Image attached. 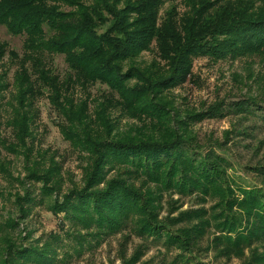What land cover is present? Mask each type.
<instances>
[{
    "label": "trees",
    "instance_id": "16d2710c",
    "mask_svg": "<svg viewBox=\"0 0 264 264\" xmlns=\"http://www.w3.org/2000/svg\"><path fill=\"white\" fill-rule=\"evenodd\" d=\"M58 2L0 0V27L23 38L21 57L8 51L17 65L7 121L16 143L6 149L26 148L36 116L34 105L46 97L64 121L60 133L89 157L82 187L53 202L50 210L62 214L73 226L93 228L104 235L131 223L141 238L176 251L175 264H198L192 253L213 226L214 233L222 234L213 235L209 242L216 256L238 258L255 245L262 248V254L253 251V258L259 256L254 264H264V189L226 185L227 163L214 153L200 155L184 137L171 131L164 104V93L191 77L196 59L235 62L264 58V0H182V13L174 0H92L88 6L70 7L73 9L58 7ZM152 46L165 70L138 65L139 56ZM6 53V46L0 43V68ZM52 57L62 59L67 71L64 79L50 66ZM4 78L6 74L0 73V95L8 89ZM94 85L105 87L108 95L97 103L91 118L88 99L75 103L71 91ZM104 103L115 104L129 118L154 122L152 129L158 137L145 135L142 127L133 135L114 134V127L104 117ZM260 105L242 101L230 110L264 124V106ZM58 171L54 165L43 174L36 170L30 174L43 182L42 193L50 195L48 185ZM112 171L117 175L108 179ZM255 173L264 181L263 167L255 168ZM129 176L149 181L160 190L197 194L202 201L228 196L215 214L183 213L180 222L184 219L189 227L172 232L157 219L155 199L129 184ZM21 200L31 203L27 197ZM228 213L235 215L228 218ZM171 222L174 226L175 220ZM3 245L0 264H51L55 258L51 244L17 249L6 238Z\"/></svg>",
    "mask_w": 264,
    "mask_h": 264
},
{
    "label": "rangeland",
    "instance_id": "374dc122",
    "mask_svg": "<svg viewBox=\"0 0 264 264\" xmlns=\"http://www.w3.org/2000/svg\"><path fill=\"white\" fill-rule=\"evenodd\" d=\"M91 3L92 0H59L56 4L58 7L73 9L70 7L88 6ZM173 5L182 13V0H174ZM168 6L164 5L161 16ZM0 43L7 50L0 73L6 74L4 82L8 86L0 95V249L4 246V239L9 238L17 249L41 248L51 244L55 254L51 264H175L176 251L166 249L150 238H141L131 223L104 235L93 228L86 230L81 226H73L62 214L50 210L53 202H60L63 195L82 187V176L89 157L60 133L64 121L46 97L34 105L36 116L30 127L31 137L26 141V148H17L13 152L6 149L7 145L14 146L16 143L7 121L15 93L12 78L17 65L8 51L21 57L23 38L13 37L0 27ZM137 60L141 67L152 64L161 70L166 68L159 60L154 46L150 51L143 52ZM50 66L60 79L66 77V67L60 57H52ZM71 93L75 103L88 99L90 117L97 103H103V97L108 95L105 87L99 85L85 90L76 87ZM164 97L166 114L170 119L169 129L184 137L188 146L200 155L214 153L222 158L228 166L225 172L226 185L230 188L238 185L264 189V181L260 179L262 177L255 173V168H264V124L258 119L230 110L233 104L242 101H254L261 104L259 107L264 106V58L235 62L196 59L191 77L183 85L169 89ZM104 107V117L114 127V134L133 135L135 129L142 127L145 135L158 137L152 129L154 122L146 118H129L115 104L109 107L104 103ZM54 165L58 167L59 175L52 178L51 185L47 184L52 191L47 195L42 193L43 182L33 179L30 173L36 170L43 174ZM115 175L117 173L112 171L107 178ZM128 182L135 188L140 187L141 193H147L146 197L151 195L155 199L160 208L157 210V219L168 224L172 232L189 227L183 223L184 219L180 222L183 213L205 211L207 215L215 214V208L225 203L228 196L224 194L223 198L218 196L202 201L197 194L188 196L171 190H160L143 179L135 181L129 176ZM26 197L31 203H22L21 199ZM231 215L235 214L228 213L227 217ZM235 219L238 221L239 217L235 216ZM173 220L174 226L171 224ZM215 231L213 226L206 230L203 240L196 244L192 253L196 263L254 264L259 256L253 258V251L262 254V248L254 245L250 251H244L241 257H218L209 247L213 235H222ZM53 237L58 242L55 238L53 242ZM3 251L2 248L0 258Z\"/></svg>",
    "mask_w": 264,
    "mask_h": 264
}]
</instances>
